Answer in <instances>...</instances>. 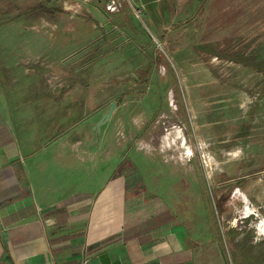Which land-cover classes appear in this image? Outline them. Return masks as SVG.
Here are the masks:
<instances>
[{"label": "rangeland", "instance_id": "1", "mask_svg": "<svg viewBox=\"0 0 264 264\" xmlns=\"http://www.w3.org/2000/svg\"><path fill=\"white\" fill-rule=\"evenodd\" d=\"M64 20L22 30L65 44L39 43L34 73L6 86L61 87L59 113L74 111L82 155L98 158L79 191L125 180L112 189L124 200L185 217L201 259L264 264V0H64ZM21 52L0 44L2 57Z\"/></svg>", "mask_w": 264, "mask_h": 264}, {"label": "crops", "instance_id": "2", "mask_svg": "<svg viewBox=\"0 0 264 264\" xmlns=\"http://www.w3.org/2000/svg\"><path fill=\"white\" fill-rule=\"evenodd\" d=\"M47 1L0 0V30L8 31L0 44L22 51L11 59L0 55V264H210L185 217L159 200H124L112 190L123 189L125 180L112 184L110 175L98 193L79 191L82 165L90 170L98 158L90 150L82 155L85 136L74 111L59 113L60 86L34 89L30 82L9 96L6 85L32 75L27 65L46 55L39 43L65 44L57 35L33 39L22 32L49 24L64 29V0L59 8ZM38 96L46 100L29 111ZM109 159L102 156L101 163Z\"/></svg>", "mask_w": 264, "mask_h": 264}, {"label": "water", "instance_id": "3", "mask_svg": "<svg viewBox=\"0 0 264 264\" xmlns=\"http://www.w3.org/2000/svg\"><path fill=\"white\" fill-rule=\"evenodd\" d=\"M114 106H115L114 103H111V104H110V107H109L107 113H106V114L101 118V120L99 121V126H100L102 123L109 121V119H110V117H111V115H112V112H113Z\"/></svg>", "mask_w": 264, "mask_h": 264}, {"label": "bare ground", "instance_id": "4", "mask_svg": "<svg viewBox=\"0 0 264 264\" xmlns=\"http://www.w3.org/2000/svg\"><path fill=\"white\" fill-rule=\"evenodd\" d=\"M257 215H258V213H257ZM254 216H255V215H254ZM256 217H257V216H256ZM261 219H262V218H261ZM262 221H263V220H262ZM253 223H254V222H253ZM260 223H261V222H260ZM261 224H262V223H261ZM263 224H264V223H263ZM256 225H257V224H256ZM252 226H253V225H252ZM254 227H255V226H254ZM254 229H255V228H254ZM254 229H253V230H254ZM262 233H263V232H262ZM260 236H261V235H260Z\"/></svg>", "mask_w": 264, "mask_h": 264}, {"label": "built area", "instance_id": "5", "mask_svg": "<svg viewBox=\"0 0 264 264\" xmlns=\"http://www.w3.org/2000/svg\"><path fill=\"white\" fill-rule=\"evenodd\" d=\"M169 1H171V0H169ZM138 11L141 12L140 9Z\"/></svg>", "mask_w": 264, "mask_h": 264}]
</instances>
